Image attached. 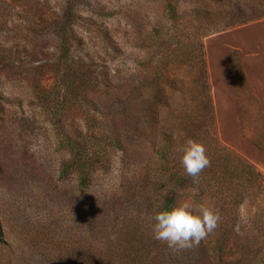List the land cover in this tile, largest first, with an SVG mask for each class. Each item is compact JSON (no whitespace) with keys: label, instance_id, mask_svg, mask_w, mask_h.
I'll return each instance as SVG.
<instances>
[{"label":"rangeland","instance_id":"374dc122","mask_svg":"<svg viewBox=\"0 0 264 264\" xmlns=\"http://www.w3.org/2000/svg\"><path fill=\"white\" fill-rule=\"evenodd\" d=\"M170 6L176 26L205 27V69L163 66L177 30ZM198 12L206 15L203 23ZM62 19L74 35L67 57L56 30ZM233 53L264 118V0H0V218L13 248L0 247V262L38 264L51 241L88 249L98 241L101 249L99 231L109 234L106 227L145 201L154 176L170 177L159 157L164 150L170 156V125L182 124V139L174 136L180 148L189 139L214 138L264 181V149L242 135ZM68 60L98 66L101 88L83 94L96 107L67 92ZM95 110L119 128L124 148L109 153L110 169L98 171L84 192L75 174L61 177L70 157L63 140L74 124L84 129ZM260 190V200L247 198L242 206L235 236L221 239V253L205 240L202 264H264V184ZM178 194L180 202L209 204L220 222V205L207 191L186 185Z\"/></svg>","mask_w":264,"mask_h":264},{"label":"trees","instance_id":"16d2710c","mask_svg":"<svg viewBox=\"0 0 264 264\" xmlns=\"http://www.w3.org/2000/svg\"><path fill=\"white\" fill-rule=\"evenodd\" d=\"M169 10L172 15V24L177 30L170 36V42L163 53V66L172 69L173 66L178 68L185 64H198L205 69L206 60L203 47V39L206 35L205 27L195 23L186 24L184 29L181 26H176L179 19L174 18L175 9L170 6ZM197 14L196 18L200 22L206 18V15L199 12ZM239 21L246 23L249 20ZM65 25L66 19H62L56 26V30L62 40V47L67 57L74 52V35L71 29L64 28ZM162 44L163 42H161V46ZM78 64L80 65L79 70ZM66 65L68 73L65 74H68V77L63 82L66 83L67 92L76 94L82 103L96 107L92 100L83 99V94L85 89L98 90L101 88L102 81L98 66L95 68L82 67L78 60L71 62L68 60ZM73 71L78 72L76 76L72 77L70 72ZM231 72L235 81L238 101L243 110L242 135L248 142L259 149H264V118L260 113V104L253 95L242 71L237 53L231 55ZM104 78L109 82L107 74ZM64 96V101L70 99V95L64 94ZM136 97L139 98L140 94L138 93ZM157 100L161 101L159 92L156 94ZM4 104L3 98L0 97V113L3 112ZM147 104H149L148 100ZM97 112L98 110H95V116H88L84 119V129L74 124L71 129L72 134L65 136L63 140L70 157L63 166L61 177L67 179L75 174L78 178L79 189L84 192L90 189L98 171L108 172L110 169L109 153L124 148L123 135L119 128L109 121L98 119ZM181 126L182 124L170 125V139L166 140V142H170L167 143V146L170 147V156L166 150L159 154L163 161L162 167L165 169L170 165V177L165 171L154 176L153 187L149 186L146 200L144 198L145 201L136 202L133 209L126 210L125 218L111 223L110 228L106 227V229H110L109 234L103 235L99 231L98 238L103 243L101 249L99 246L96 247L99 244L98 241L93 249L75 247L71 241H51L48 248H45L44 259L38 264H202L203 261L199 254L203 252L205 240L208 239L211 240L208 242V246H213L215 253H221L220 250H223L226 244H221V239L227 240L235 236L241 208L247 198L260 200V188L264 184L261 179L262 174L253 165L218 144L214 138H210L201 142L206 148L209 165L195 179L188 176L180 162L181 148L174 139V136L179 139ZM181 139L180 137L179 140ZM99 150L103 152L101 153ZM168 160H170V164ZM186 185L199 187L216 199L220 205L221 220L210 236L198 245L190 249H170L166 243L154 238L151 230L152 215L156 209L171 208L181 203L178 193ZM259 228L260 232L264 233V229H261V226ZM213 238H215V242ZM0 247L9 251L13 249L7 241L1 218ZM252 257L253 255L247 256L248 259L243 263ZM17 262L16 264H20L19 259Z\"/></svg>","mask_w":264,"mask_h":264},{"label":"clouds","instance_id":"9594fccd","mask_svg":"<svg viewBox=\"0 0 264 264\" xmlns=\"http://www.w3.org/2000/svg\"><path fill=\"white\" fill-rule=\"evenodd\" d=\"M185 173L196 178L209 165L203 143L189 139L181 148ZM219 215L207 203L183 201L171 208L156 209L152 215L154 238L170 249H190L206 239L218 226Z\"/></svg>","mask_w":264,"mask_h":264}]
</instances>
